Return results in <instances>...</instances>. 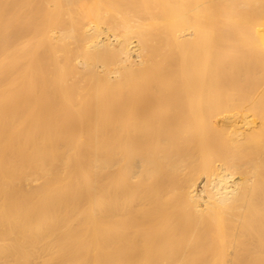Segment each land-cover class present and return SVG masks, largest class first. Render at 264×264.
<instances>
[{"label": "bare ground", "instance_id": "1", "mask_svg": "<svg viewBox=\"0 0 264 264\" xmlns=\"http://www.w3.org/2000/svg\"><path fill=\"white\" fill-rule=\"evenodd\" d=\"M0 264H264V0H0Z\"/></svg>", "mask_w": 264, "mask_h": 264}]
</instances>
